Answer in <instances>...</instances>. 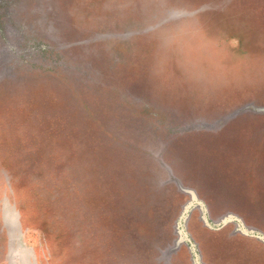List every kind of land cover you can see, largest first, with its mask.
I'll list each match as a JSON object with an SVG mask.
<instances>
[{
	"label": "rangeland",
	"instance_id": "1",
	"mask_svg": "<svg viewBox=\"0 0 264 264\" xmlns=\"http://www.w3.org/2000/svg\"><path fill=\"white\" fill-rule=\"evenodd\" d=\"M261 21L0 0V264H264Z\"/></svg>",
	"mask_w": 264,
	"mask_h": 264
},
{
	"label": "crops",
	"instance_id": "2",
	"mask_svg": "<svg viewBox=\"0 0 264 264\" xmlns=\"http://www.w3.org/2000/svg\"><path fill=\"white\" fill-rule=\"evenodd\" d=\"M261 13L263 14V12L261 11ZM257 14H258V12H257ZM250 21V19H248L247 20V22H249ZM254 21H256V20H254ZM261 22H264V21H261ZM256 23V22H255ZM264 24V23H263ZM211 35V34H210ZM205 43H208V41H205ZM220 43H222V41H218V40H216V41H212V42H210V44H215V45H217V44H220ZM213 72V71H212Z\"/></svg>",
	"mask_w": 264,
	"mask_h": 264
}]
</instances>
